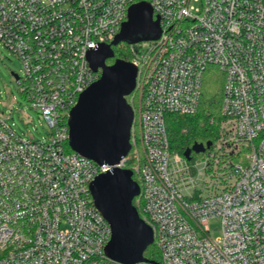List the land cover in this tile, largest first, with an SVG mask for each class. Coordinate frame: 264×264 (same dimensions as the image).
Masks as SVG:
<instances>
[{
	"label": "built area",
	"instance_id": "1",
	"mask_svg": "<svg viewBox=\"0 0 264 264\" xmlns=\"http://www.w3.org/2000/svg\"><path fill=\"white\" fill-rule=\"evenodd\" d=\"M141 1L162 33L129 44L132 162L99 164L68 149L69 112L101 75L88 52L112 42ZM0 41L49 126L26 138L0 110V264H120L105 254L112 230L89 189L114 166L137 175L160 264H264V0H0ZM211 65L224 74L217 134L187 158L171 147L168 116L197 111Z\"/></svg>",
	"mask_w": 264,
	"mask_h": 264
},
{
	"label": "water",
	"instance_id": "2",
	"mask_svg": "<svg viewBox=\"0 0 264 264\" xmlns=\"http://www.w3.org/2000/svg\"><path fill=\"white\" fill-rule=\"evenodd\" d=\"M159 16L147 1L132 4L127 19L110 43H101L88 52L91 68L100 77L79 96L69 112V144L72 149L99 164L115 165L128 156L132 149V126L135 118L133 105L128 101L136 88L138 68L130 60L117 58L114 46L160 37ZM15 78L18 74L14 73ZM212 141L195 142L184 155L205 151ZM89 189L96 208L104 215L112 230L105 246L106 256L120 264L147 261L146 249L154 243V229L140 215L134 199L140 195V183L130 168L114 166L97 175ZM160 264L159 262H154Z\"/></svg>",
	"mask_w": 264,
	"mask_h": 264
},
{
	"label": "trees",
	"instance_id": "3",
	"mask_svg": "<svg viewBox=\"0 0 264 264\" xmlns=\"http://www.w3.org/2000/svg\"><path fill=\"white\" fill-rule=\"evenodd\" d=\"M129 43H121L114 46L115 56L107 60V63H113L117 58L131 60ZM224 74L215 65L208 67L199 107L192 114H170L167 120V128L170 137L171 147L174 151L183 154L185 150L191 147L195 142L214 141L218 124L221 118V103L223 94ZM128 101L130 96H127ZM68 149H72L70 144ZM131 154L128 156V164L130 167L132 162ZM134 178L138 181L137 175ZM134 204L141 211L137 203V198L134 199ZM145 256L149 261L160 262V251L154 242L145 251Z\"/></svg>",
	"mask_w": 264,
	"mask_h": 264
},
{
	"label": "rangeland",
	"instance_id": "4",
	"mask_svg": "<svg viewBox=\"0 0 264 264\" xmlns=\"http://www.w3.org/2000/svg\"><path fill=\"white\" fill-rule=\"evenodd\" d=\"M148 41H143L142 44L145 45ZM13 72L22 73L21 60L15 52L0 41V110L6 114L11 113L12 117L8 121L23 137L44 139L49 131V126L20 91ZM134 100L135 105H138L137 95ZM221 231L220 219H213L210 222L211 235L218 237L221 235Z\"/></svg>",
	"mask_w": 264,
	"mask_h": 264
},
{
	"label": "flooded vegetation",
	"instance_id": "5",
	"mask_svg": "<svg viewBox=\"0 0 264 264\" xmlns=\"http://www.w3.org/2000/svg\"><path fill=\"white\" fill-rule=\"evenodd\" d=\"M110 64V63H109Z\"/></svg>",
	"mask_w": 264,
	"mask_h": 264
}]
</instances>
